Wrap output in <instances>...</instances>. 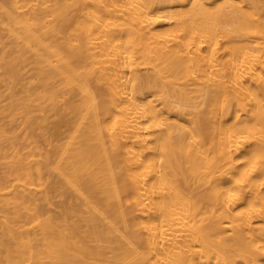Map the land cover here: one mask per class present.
Here are the masks:
<instances>
[{
  "label": "bare ground",
  "instance_id": "bare-ground-1",
  "mask_svg": "<svg viewBox=\"0 0 264 264\" xmlns=\"http://www.w3.org/2000/svg\"><path fill=\"white\" fill-rule=\"evenodd\" d=\"M0 40V264H264V0H0Z\"/></svg>",
  "mask_w": 264,
  "mask_h": 264
},
{
  "label": "rangeland",
  "instance_id": "rangeland-1",
  "mask_svg": "<svg viewBox=\"0 0 264 264\" xmlns=\"http://www.w3.org/2000/svg\"><path fill=\"white\" fill-rule=\"evenodd\" d=\"M0 42H1V40H0ZM0 48H1V44H0ZM54 209H55L56 211H59L60 208L57 207V205H55V206H54Z\"/></svg>",
  "mask_w": 264,
  "mask_h": 264
}]
</instances>
